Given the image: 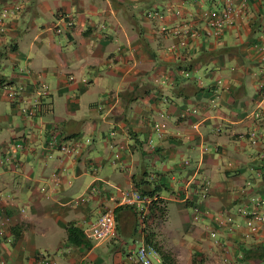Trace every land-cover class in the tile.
<instances>
[{"label": "crops", "instance_id": "1", "mask_svg": "<svg viewBox=\"0 0 264 264\" xmlns=\"http://www.w3.org/2000/svg\"><path fill=\"white\" fill-rule=\"evenodd\" d=\"M227 2L241 8L233 24L206 33L200 11ZM1 7L0 264H134L127 255L149 230L173 264H264V222L250 231L241 212L264 196V0ZM49 132L80 144L48 155ZM90 184L101 195L74 202ZM133 189L152 198L144 221L121 202ZM106 206L116 236L86 239L82 227Z\"/></svg>", "mask_w": 264, "mask_h": 264}, {"label": "built area", "instance_id": "2", "mask_svg": "<svg viewBox=\"0 0 264 264\" xmlns=\"http://www.w3.org/2000/svg\"><path fill=\"white\" fill-rule=\"evenodd\" d=\"M241 8L235 7L230 2H227L223 7L216 10L202 9L200 15L205 18V32L208 34H218L224 28L231 26L234 22V17L236 12ZM6 8H0V14L5 15ZM149 13H147L148 15ZM69 23V21H68ZM55 31H59L58 26H54ZM190 34H195L191 32ZM183 39L179 40V44H183ZM71 77V76H69ZM257 91L259 94L264 95V83L258 82ZM6 94L8 97H12L15 94L14 88H7ZM254 137V136H253ZM254 139V138H253ZM45 148L47 149V154L49 155L51 151L55 148L62 150L64 153H69L73 148L80 144L79 138H74L72 141H60L54 132H49L45 138ZM22 146V140L13 141L10 143V150H14L17 147ZM208 190L207 182H202L199 185V188L195 191H198L197 198L203 199L206 196ZM101 190L95 185L90 184L86 191L78 194L74 197V202L82 201L86 198L87 194L101 195ZM121 202L129 204L133 207L136 217L139 221H144L148 215V207L151 204L152 198L142 194L136 189L131 190V192H124L121 195ZM253 197L250 198L252 201ZM195 200V201H196ZM254 207L249 211L241 210L245 214V224L248 227V230L253 231L257 228L258 223L264 222V196L257 197L253 201ZM258 207V208H257ZM201 211L197 207V201L194 203L193 211L191 214L192 220H196L199 217ZM213 231H209V234H212ZM82 235L89 240L101 241L114 238L116 236V223L113 213V208L104 207L101 211L95 216V218L90 221L87 225L82 227ZM2 241V231L0 229V244ZM217 243L221 249L227 250L226 244L223 241L216 239L214 241ZM130 259L134 261V264H152V259L156 258L155 250L141 241L134 250L127 255ZM49 254H43L40 252L39 261L41 262H51Z\"/></svg>", "mask_w": 264, "mask_h": 264}, {"label": "trees", "instance_id": "3", "mask_svg": "<svg viewBox=\"0 0 264 264\" xmlns=\"http://www.w3.org/2000/svg\"><path fill=\"white\" fill-rule=\"evenodd\" d=\"M140 181L144 182L145 180L141 179ZM132 182L136 187L140 188L142 193H146L144 188L139 186V184H141L142 182L137 181L136 179H134V177H132ZM66 233L69 238H74V236L77 234V230L75 227L68 225L66 227ZM143 240L145 244L152 247L155 251L159 252L162 264H173L172 257L169 255L168 252L159 249V246L157 245L156 241L153 240V235L151 232H145L143 235Z\"/></svg>", "mask_w": 264, "mask_h": 264}, {"label": "rangeland", "instance_id": "4", "mask_svg": "<svg viewBox=\"0 0 264 264\" xmlns=\"http://www.w3.org/2000/svg\"><path fill=\"white\" fill-rule=\"evenodd\" d=\"M149 231H150V230H149ZM211 231H212V230H211ZM150 232H151V231H150ZM208 235L210 236V238L212 239L213 242L217 239V237H216L214 231H213L212 234H208ZM152 264H156L155 261H154V259H152Z\"/></svg>", "mask_w": 264, "mask_h": 264}]
</instances>
